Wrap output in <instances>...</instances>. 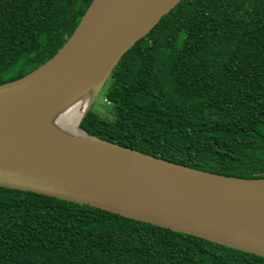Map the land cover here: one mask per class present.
<instances>
[{"label": "trees", "instance_id": "16d2710c", "mask_svg": "<svg viewBox=\"0 0 264 264\" xmlns=\"http://www.w3.org/2000/svg\"><path fill=\"white\" fill-rule=\"evenodd\" d=\"M90 1L0 0V82L52 55ZM101 91L104 109L91 105L79 122L86 132L188 166L264 177V0H180ZM0 264H264V256L0 186Z\"/></svg>", "mask_w": 264, "mask_h": 264}, {"label": "water", "instance_id": "95a60500", "mask_svg": "<svg viewBox=\"0 0 264 264\" xmlns=\"http://www.w3.org/2000/svg\"><path fill=\"white\" fill-rule=\"evenodd\" d=\"M180 0H91L72 33L28 73L0 82V186L52 195L264 256V177L171 161L57 118L86 115L121 56ZM79 121V122H80Z\"/></svg>", "mask_w": 264, "mask_h": 264}, {"label": "bare ground", "instance_id": "6f19581e", "mask_svg": "<svg viewBox=\"0 0 264 264\" xmlns=\"http://www.w3.org/2000/svg\"><path fill=\"white\" fill-rule=\"evenodd\" d=\"M86 95L83 92L77 94L69 103L68 108L57 118V124L62 129L79 137H86L79 126L80 117L85 107Z\"/></svg>", "mask_w": 264, "mask_h": 264}, {"label": "rangeland", "instance_id": "374dc122", "mask_svg": "<svg viewBox=\"0 0 264 264\" xmlns=\"http://www.w3.org/2000/svg\"><path fill=\"white\" fill-rule=\"evenodd\" d=\"M101 103H102L103 107L101 106ZM104 105H105V101L102 100V91H100L99 94L97 95V97L95 98L94 102L92 103V108L99 107L101 110H103L104 109Z\"/></svg>", "mask_w": 264, "mask_h": 264}]
</instances>
